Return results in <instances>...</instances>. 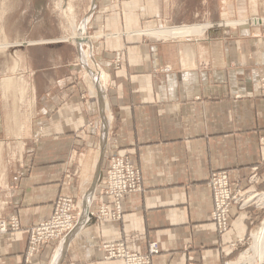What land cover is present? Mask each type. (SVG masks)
I'll return each mask as SVG.
<instances>
[{
  "label": "crops",
  "instance_id": "1",
  "mask_svg": "<svg viewBox=\"0 0 264 264\" xmlns=\"http://www.w3.org/2000/svg\"><path fill=\"white\" fill-rule=\"evenodd\" d=\"M228 1L89 0L88 58L75 38L11 50L0 71V215L21 226L0 233V264H22L30 228L59 195L100 193L95 172L112 155L141 169L143 190L126 194L121 219L85 217L31 264H124L105 259L116 242L138 253L155 243L153 264H237L261 210L234 204L220 233L208 179L225 170L244 194L264 191V18L209 23L232 19Z\"/></svg>",
  "mask_w": 264,
  "mask_h": 264
},
{
  "label": "built area",
  "instance_id": "2",
  "mask_svg": "<svg viewBox=\"0 0 264 264\" xmlns=\"http://www.w3.org/2000/svg\"><path fill=\"white\" fill-rule=\"evenodd\" d=\"M121 55L116 53L115 64L119 65ZM261 93L264 95V75L260 78ZM106 152L102 160L104 161ZM250 181H254L251 178ZM94 184L101 185V192L89 187L83 196L59 195L53 204L49 218L32 226L29 230L27 247L23 255L22 264H31L32 257L45 244L57 245L64 239H71L82 226L83 219L119 220L123 215V199L126 194L143 190V177L139 167L130 159L122 155L109 156L105 168L100 166L99 174ZM208 186L211 190L213 207L211 219L220 233L229 230L232 218V206H242V190L233 188L227 171L217 170L210 174ZM111 199L110 206L102 196ZM99 203L97 210L91 209L92 204ZM21 226L16 216L3 218L0 215V233L17 230ZM56 248V247H55ZM105 259H122L124 264H153L154 257L159 253L155 243L150 244L147 252L131 251L124 242L110 243L103 246ZM65 258V257H64ZM63 258V259H64ZM68 264H77L69 262Z\"/></svg>",
  "mask_w": 264,
  "mask_h": 264
},
{
  "label": "rangeland",
  "instance_id": "3",
  "mask_svg": "<svg viewBox=\"0 0 264 264\" xmlns=\"http://www.w3.org/2000/svg\"><path fill=\"white\" fill-rule=\"evenodd\" d=\"M229 2L231 1L229 0L228 3ZM88 3L89 0H0V71H4L7 68V64H10V60L15 58H11L12 51L26 44H30L31 42H33V44L37 43V41H40L36 39L37 37L53 36L55 38L62 37V39L67 40L73 38L71 26L74 21L79 25V29L82 30V36L88 38V29L85 26L86 21H83L84 17L82 18V14ZM261 6H264V0H232V19L224 17L210 21L209 23L253 18L255 16L264 18V14L260 12ZM71 8L72 11H70ZM260 24H257V26ZM221 34L224 33H218V35ZM77 39L80 40V37ZM50 40L51 39H45L46 42ZM80 47L82 50V46ZM8 51L10 52L8 53ZM101 162H103V160ZM94 177L96 178L97 175ZM263 192L257 193L261 196ZM242 194V201L245 207H257L261 210L262 216L260 223L255 228V230H257L264 220V198L259 199L257 196L254 200L248 201L250 196L255 194L254 191L247 194H244L242 191ZM253 242L254 239L251 234L240 252H246V256L245 258H239L236 262L237 264H264L263 260H260L255 253ZM55 247H57V245H55L54 248ZM58 252L59 249L57 253Z\"/></svg>",
  "mask_w": 264,
  "mask_h": 264
},
{
  "label": "bare ground",
  "instance_id": "4",
  "mask_svg": "<svg viewBox=\"0 0 264 264\" xmlns=\"http://www.w3.org/2000/svg\"><path fill=\"white\" fill-rule=\"evenodd\" d=\"M69 5V4H68ZM70 7V6H69ZM70 11H72V8L70 9ZM74 11V10H73ZM70 13V12H69ZM71 28H72V32H73V38H75V39H77L78 37H80V40H79V43L81 44V46H83V44H87V39L85 38V36H82V30L81 29H79V25L74 21V22H72V26H71ZM81 30V31H80ZM82 52H83V55L86 57V58H88V54H87V51L84 49V47H82ZM82 61V60H81ZM84 62V61H83ZM99 78H97L98 79V81H97V84H98V82H99V84H98V86H101V90H103V85L101 84V82L99 81V80H101V78L102 77H104V75H103V73L101 74V78H100V75L98 76ZM95 78H93V80H94ZM94 86V85H93ZM92 90V89H91ZM90 90V91H91ZM100 90V89H99ZM99 92V91H98ZM92 93V92H91ZM100 93V92H99ZM99 98H100V96H99ZM106 99V98H105ZM108 101V100H107ZM107 101H105L104 103H105V106H106V109H107V111H106V113H108V116H113V115H111L112 114V112H111V110L112 109H110V106H109V103H107ZM101 105V104H100ZM113 111V110H112ZM105 116V115H104ZM106 118V117H105ZM109 119V118H108ZM111 120V119H110ZM109 120V121H110ZM107 122V121H106ZM112 125V124H111ZM107 126V125H106ZM108 128V127H107ZM103 129H104V127H103ZM102 129V130H103ZM111 129V128H110ZM105 130V129H104ZM104 130H103V132H104ZM108 135V134H107ZM105 137V136H104ZM108 137V136H107ZM106 137V138H107ZM102 142H103V140H102ZM101 142V143H102ZM104 143H106L105 141H104ZM104 146H106V144L104 145ZM102 147V146H101ZM103 148V147H102ZM101 153V152H100ZM101 155V154H100ZM100 160V159H99ZM99 162V161H98ZM99 165V164H98ZM96 173V175H97V172H95ZM85 178V177H84ZM260 194L259 193H255L254 195H251L250 196V198L248 199V201H250V200H254L257 196L259 197V199H263L264 198V192H263V194H261V196H259ZM252 236H253V239H254V242H253V249H254V251H255V253L257 254V256L260 258V260H263V262H264V220H263V223H262V225L259 227V229H257V230H255V231H253L252 232ZM65 240V239H64ZM64 240H62V241H64ZM61 241V242H62ZM61 242L60 243H58L57 245H59V244H61ZM61 256V252L59 251L57 254H56V256H55V261L54 262H57L58 260H59V257ZM245 256H246V252H243V253H241V255H240V258H245ZM62 257H63V255H62ZM60 259H62V258H60ZM59 262V261H58ZM57 264V263H56Z\"/></svg>",
  "mask_w": 264,
  "mask_h": 264
}]
</instances>
